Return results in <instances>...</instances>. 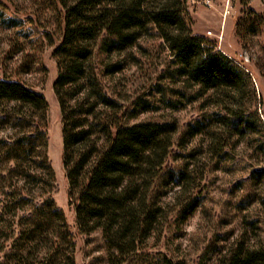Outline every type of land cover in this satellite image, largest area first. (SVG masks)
Instances as JSON below:
<instances>
[{
	"label": "trees",
	"instance_id": "16d2710c",
	"mask_svg": "<svg viewBox=\"0 0 264 264\" xmlns=\"http://www.w3.org/2000/svg\"><path fill=\"white\" fill-rule=\"evenodd\" d=\"M53 2L61 8L63 24L61 42L53 52L58 68L53 88L62 115L69 202L80 234L100 231L113 264H125L161 226L165 212L155 199V186L173 156L179 129L175 123L132 124L137 109L123 112L102 82L121 73L125 64H100L98 56L124 55L157 33L172 54L164 77L181 86L169 91L181 99L164 98L166 107L179 109L182 100L210 97L223 113L217 122L240 139L258 134L263 126L258 112H250L257 103L255 85L251 74L214 42L193 35L188 0ZM0 28L14 31L23 41L50 40L1 2ZM262 28L264 15L252 12L240 34L257 36ZM160 91L166 96L168 89ZM0 107V130L9 132L0 135V264H77L66 215L51 195L55 173L49 158L48 102L19 81L0 80ZM141 108L153 107L147 102ZM199 134L195 122L188 135ZM209 134L216 153L224 154L229 138ZM259 150L264 152V145ZM194 172L186 168L179 173L192 191L201 187ZM195 200L187 201L183 220L193 214ZM163 264L184 263L164 258ZM222 264H264V245L243 240Z\"/></svg>",
	"mask_w": 264,
	"mask_h": 264
},
{
	"label": "rangeland",
	"instance_id": "374dc122",
	"mask_svg": "<svg viewBox=\"0 0 264 264\" xmlns=\"http://www.w3.org/2000/svg\"><path fill=\"white\" fill-rule=\"evenodd\" d=\"M0 2L50 36V40L23 41L14 31L0 28V80L19 81L43 94L48 102L49 158L55 173L51 195L66 215L76 243L77 264H113L115 260L100 231L80 234L69 202V183L63 165L62 115L53 88L58 75L53 52L61 42L63 29L61 8L53 0ZM241 2L188 0L187 18L193 35L214 42L219 51L251 74L257 103L250 112L257 111L263 125L256 135L240 139L217 122V116L223 113L210 97L195 102L182 100L179 109L166 107L164 98L181 99L169 92L180 90L181 86L164 77L172 66V54L155 32L124 55L97 58L100 64L107 60L125 64L121 73L104 77L102 82L109 95L124 107L123 112L137 109L132 124L175 123L179 129L173 156L155 186V199L165 212L161 226L157 235L125 264H163L164 258L184 264H222L243 240L251 246L264 245V152L259 150L264 145V29L257 36L240 34L241 25L252 12L264 15V0H243L247 6ZM162 88L168 89L166 96L160 91ZM147 102L153 108L143 111L141 106ZM195 122H199L201 134L192 138L188 131ZM2 131L0 135H9L5 129ZM213 132L229 138L224 154L216 153L209 136ZM186 168L196 170L192 177L201 187L192 191L181 181L179 173ZM192 199L197 200L195 210L183 220L181 211L193 203Z\"/></svg>",
	"mask_w": 264,
	"mask_h": 264
}]
</instances>
